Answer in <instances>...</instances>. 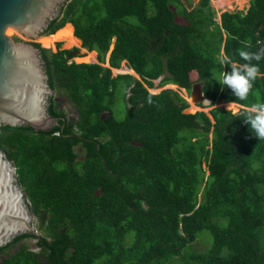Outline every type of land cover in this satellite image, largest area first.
<instances>
[{
    "label": "trees",
    "instance_id": "obj_1",
    "mask_svg": "<svg viewBox=\"0 0 264 264\" xmlns=\"http://www.w3.org/2000/svg\"><path fill=\"white\" fill-rule=\"evenodd\" d=\"M66 23L97 62H69L70 50L37 46L49 87L77 116L60 134L58 120L2 138L42 234L21 233L0 264H264V140L244 123L246 109L187 113L178 91L149 92L161 77L159 85L186 90L199 82L210 105L264 102V58L252 61L261 74L247 100L217 80L231 70L221 53L242 64L246 44L264 48V0L219 21L209 0L190 9L183 0H67L43 34ZM124 60L139 79L112 74ZM117 89L126 103L121 119L111 106ZM58 102L51 95L47 113L65 117ZM204 229L212 235L207 251L179 257Z\"/></svg>",
    "mask_w": 264,
    "mask_h": 264
},
{
    "label": "water",
    "instance_id": "obj_2",
    "mask_svg": "<svg viewBox=\"0 0 264 264\" xmlns=\"http://www.w3.org/2000/svg\"><path fill=\"white\" fill-rule=\"evenodd\" d=\"M66 1L0 0V144L4 136L28 126L46 131L61 120L58 133L63 129L65 118L47 113L48 96L54 91L47 83L37 46L38 38L49 35L43 34L44 29L59 16ZM82 49L87 51L81 47L67 57L83 56ZM160 79L154 81L158 83ZM189 97L195 104L206 99L199 82L192 84ZM24 195L15 166L0 150V253L21 233L36 234L35 217Z\"/></svg>",
    "mask_w": 264,
    "mask_h": 264
},
{
    "label": "rangeland",
    "instance_id": "obj_3",
    "mask_svg": "<svg viewBox=\"0 0 264 264\" xmlns=\"http://www.w3.org/2000/svg\"><path fill=\"white\" fill-rule=\"evenodd\" d=\"M183 1L185 2V5L187 6L188 9H190L191 7H194L199 2V0H183ZM209 4L214 9L215 19L217 21H219L220 14L222 12H224V11H235V10H242L244 12L249 5L248 0H209ZM176 21L179 23H185V20L178 15L176 16ZM72 28H73V26H72ZM72 34H73V31H72ZM42 38H38L39 46L41 48H49L53 52L56 51L57 49H68V50H70L74 47H81L80 46L81 41L78 38H77L78 40H75V41L63 40L59 37L53 38L52 40H49V41L48 40H42ZM55 41H58L61 43V45H59L60 46L59 48H57L55 46V44H54ZM112 46H113V42L109 47V50L106 54V57H108L110 50L112 49ZM83 54L85 55L86 53L84 52ZM95 57H96V55H95ZM79 58H81V57H75V58H72L71 60L76 62V63H82V62L83 63H89L91 61H95V60H89V59L87 61H81V60H79ZM105 63H107V62H105ZM125 68L126 67H123V69H125ZM123 69H119V71H122ZM119 71L112 70V74L116 75L117 72H119ZM120 73H127V72H120ZM189 76H190L191 80H195V78H197V74L195 71H191ZM134 77L138 78L137 76H134ZM195 82H197V81H195ZM167 88L178 91L183 96V98L188 102L189 106L184 109V112H187V113H194L196 111H204L208 114L209 110L213 107H223L224 109L228 110V106L231 104V103L223 104L222 102H216L214 105H210V104H207L206 101H204L202 103L203 106H198V104H200V103L195 104L192 101V99L189 97L190 89L187 90V93H186V91L180 89L178 86H176L175 84H171V83L159 85V83L157 84V82L154 81V87L149 88V92L155 94V93H159L161 90L167 89ZM186 94H188V95H186ZM56 96L59 98V100H60L59 106L63 109L67 118H69V120H75L77 114H76V110H75L74 106L71 105L70 101L65 97V95L63 93H57ZM111 100H112V105H111L112 111H113L115 118H117V119L123 118V116L125 114V104H126L124 96H123V91L117 89L116 92L114 93V95L112 96ZM240 108L241 107L239 105H235L234 103H232L230 111L232 113H234V112H237L238 109H240ZM77 149H78V147L76 148V150ZM81 157H82V155L80 153L79 158H81ZM218 219H220L221 223L226 222L225 218H215V221H218ZM33 226L36 229L37 234H42V230L37 227V221L36 220H34ZM262 231H264V227H263ZM261 234H262L261 239L263 240L264 233L262 232V233H260V235ZM22 242L24 244H26L31 250H34V251L38 250L35 238H25ZM211 243H212V235H211L209 230L204 229L199 233V235L197 236L195 241H193L190 245L186 246L182 250V253L179 257L184 258L185 260H188V257L190 258L191 254H193L195 252L201 253V252L207 251V249L211 246ZM175 260L179 261L180 259H175Z\"/></svg>",
    "mask_w": 264,
    "mask_h": 264
},
{
    "label": "clouds",
    "instance_id": "obj_4",
    "mask_svg": "<svg viewBox=\"0 0 264 264\" xmlns=\"http://www.w3.org/2000/svg\"><path fill=\"white\" fill-rule=\"evenodd\" d=\"M250 47H251L250 44H246L245 48H241L238 51V55L240 59L245 61V63L242 64L237 63L231 57L223 53H221V56L219 58V63L220 65L223 66V69L225 66H230L231 71L223 70L220 74L219 79L217 80L221 83V85L230 88L232 90L233 95L237 97L238 100L241 101L247 100L250 92L253 89L254 82L261 74L259 64L258 63L254 64L252 63V61L259 62L262 58H264V48H260L259 51L256 52H252L247 50V48ZM121 67H127V66L125 65V63L123 65L121 63ZM179 88L186 90L185 88H181V87ZM204 101H206L207 104L210 103L208 99H205ZM149 103H151V98H149ZM222 103L225 104L226 102H222ZM231 105L232 103L228 106L229 111L231 110ZM243 121L244 123L250 126V131L255 137L259 138L260 141L264 140V102H256L248 106L246 108V115Z\"/></svg>",
    "mask_w": 264,
    "mask_h": 264
},
{
    "label": "bare ground",
    "instance_id": "obj_5",
    "mask_svg": "<svg viewBox=\"0 0 264 264\" xmlns=\"http://www.w3.org/2000/svg\"><path fill=\"white\" fill-rule=\"evenodd\" d=\"M72 31H73V28H72V25L71 24H67L66 26L64 25V27L61 29H58V31H56V33L54 34H49L47 36H42V40H52L53 38H61L63 40H78L73 34H72ZM44 42V41H43ZM44 44V43H43ZM84 51V50H83ZM85 52V51H84ZM96 60V57H95V51H87L86 54L81 58H79V60L81 61H87V60ZM117 71H119L117 69ZM122 72H127V73H133V74H136L132 69L130 68H125L122 70ZM235 104V103H234ZM236 105V104H235Z\"/></svg>",
    "mask_w": 264,
    "mask_h": 264
},
{
    "label": "flooded vegetation",
    "instance_id": "obj_6",
    "mask_svg": "<svg viewBox=\"0 0 264 264\" xmlns=\"http://www.w3.org/2000/svg\"><path fill=\"white\" fill-rule=\"evenodd\" d=\"M248 3H249V0H248ZM248 6H249V5H248ZM54 44H55V46H56L57 48H59V47H60L59 45H61V43L58 42V41H55ZM78 48H81V47H74V48L70 49V52H69L68 54H70V53H72V52H75ZM68 54H67V55H68ZM83 56H84V55H83ZM83 56H82V57H83ZM75 57H79V56L73 55V56H71V57L68 58V61L71 62V61H72L71 59H72V58H75ZM73 62H74V61H73ZM122 68H123V67H121V68H119V69H122ZM44 69H45V68H44ZM119 69H118V70H119ZM119 72H122V71H119ZM166 84H167V83H166ZM185 91H186V90H185ZM52 95H53V98L55 99V101L58 100V97L56 96V92H55V91H54V93H53ZM50 96H51V95H49L48 98H49ZM47 102H48V100H47ZM231 103H233V102H231ZM59 104H60V102H58V105H59ZM226 104H227V103H226ZM59 107H60V106H59ZM58 116H60V115H58ZM62 117H64V116H62ZM64 118H65V123L69 121V118H67V116H65Z\"/></svg>",
    "mask_w": 264,
    "mask_h": 264
},
{
    "label": "crops",
    "instance_id": "obj_7",
    "mask_svg": "<svg viewBox=\"0 0 264 264\" xmlns=\"http://www.w3.org/2000/svg\"><path fill=\"white\" fill-rule=\"evenodd\" d=\"M184 2V1H183ZM125 63V60L122 62V65ZM128 68V67H127ZM123 69V68H122ZM135 76H137L138 78L137 79H139V76L137 75V74H134ZM182 90H184V89H182ZM185 91V90H184ZM186 95H188V94H186ZM226 103H231V102H226ZM234 103V102H233ZM236 105H239L241 108L240 109H238V111L237 112H234L235 114L236 113H239L242 109H246L247 107H245V106H242V105H240V104H237V103H235Z\"/></svg>",
    "mask_w": 264,
    "mask_h": 264
}]
</instances>
